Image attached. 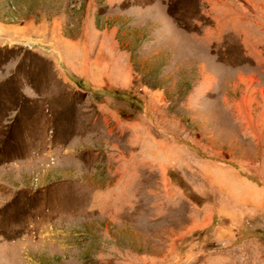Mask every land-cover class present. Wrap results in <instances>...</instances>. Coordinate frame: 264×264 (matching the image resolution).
<instances>
[{"label": "rangeland", "instance_id": "obj_1", "mask_svg": "<svg viewBox=\"0 0 264 264\" xmlns=\"http://www.w3.org/2000/svg\"><path fill=\"white\" fill-rule=\"evenodd\" d=\"M0 264H264V0H0Z\"/></svg>", "mask_w": 264, "mask_h": 264}]
</instances>
